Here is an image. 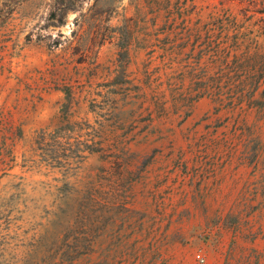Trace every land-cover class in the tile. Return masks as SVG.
Here are the masks:
<instances>
[{"label":"rangeland","instance_id":"1","mask_svg":"<svg viewBox=\"0 0 264 264\" xmlns=\"http://www.w3.org/2000/svg\"><path fill=\"white\" fill-rule=\"evenodd\" d=\"M263 11L0 0V264H264Z\"/></svg>","mask_w":264,"mask_h":264},{"label":"trees","instance_id":"2","mask_svg":"<svg viewBox=\"0 0 264 264\" xmlns=\"http://www.w3.org/2000/svg\"><path fill=\"white\" fill-rule=\"evenodd\" d=\"M261 1H262V4L264 5V0H261ZM72 9H75V8L70 6V7H66L62 9V12H61L62 17L59 19V24H64V20H65L66 15L68 14V11ZM53 15L56 16V13L53 12ZM247 69H249L248 65L246 64L242 65L241 73H248L249 71ZM195 76L196 74L191 73L192 79L196 78ZM226 79H227V82L225 84V87L227 88V90L229 89L232 91L233 86H235L236 94H238V96H240L241 98L253 100L254 102L261 101L260 98L257 99L255 96L261 86V83L264 81L263 75L261 74H259L258 76L247 75L245 77H243V75L229 76V77H226ZM222 87L224 88V85H222ZM261 94H263V97H264V90L262 91Z\"/></svg>","mask_w":264,"mask_h":264},{"label":"built area","instance_id":"3","mask_svg":"<svg viewBox=\"0 0 264 264\" xmlns=\"http://www.w3.org/2000/svg\"><path fill=\"white\" fill-rule=\"evenodd\" d=\"M196 257L202 263H204L206 261V257L201 252L197 253Z\"/></svg>","mask_w":264,"mask_h":264}]
</instances>
